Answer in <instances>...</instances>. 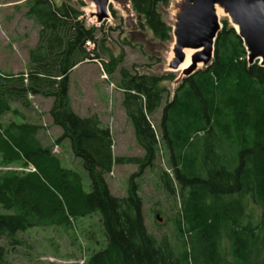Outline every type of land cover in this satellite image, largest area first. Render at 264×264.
<instances>
[{
  "label": "trees",
  "instance_id": "1",
  "mask_svg": "<svg viewBox=\"0 0 264 264\" xmlns=\"http://www.w3.org/2000/svg\"><path fill=\"white\" fill-rule=\"evenodd\" d=\"M128 1L155 36L168 39L157 10L167 0ZM25 5L38 37L28 50L27 73L0 71V165L34 170L0 172V206L10 212L0 214V264H9L8 254L25 244L22 233L68 228L89 216L97 217L103 244L83 264H264V68L248 64L235 29L223 23L211 64L181 80L171 100L164 86L171 73H130L119 68L121 57L101 63L104 72L119 75L122 105L144 151L114 157L109 126L96 113L76 114L68 92L71 71L104 51L100 27H88L82 12L64 2ZM31 96L52 99L49 114L62 129L56 142L69 140L88 173L89 191L81 174L42 143L40 126L12 107L28 108ZM159 111L158 140L150 118ZM158 142L168 151L180 197L174 241L147 232L136 175L122 197L111 194L104 177L115 163L153 165ZM160 177L175 194L171 178Z\"/></svg>",
  "mask_w": 264,
  "mask_h": 264
},
{
  "label": "rangeland",
  "instance_id": "2",
  "mask_svg": "<svg viewBox=\"0 0 264 264\" xmlns=\"http://www.w3.org/2000/svg\"><path fill=\"white\" fill-rule=\"evenodd\" d=\"M25 1L0 0L2 73H27L29 68L28 50L37 42L38 26L25 15ZM62 2L81 11L88 27L93 25L100 27L97 39L102 40L104 48L103 52L99 50L101 57L76 66L70 73L68 92L73 111L82 117L96 113L100 120L109 126L114 157H142L143 148L135 138L122 105L123 93L117 86L119 75L117 72L111 75L104 73L101 63L108 62L110 56L121 57L119 68H125L130 73L149 75L171 73L173 81L164 83L168 91V100H171L173 91L181 80L205 68L200 65L186 76L182 69L172 70L168 66L174 57L172 28L181 0H167L166 3L158 5L157 10L161 19L169 28L167 40H161L154 35L142 17L132 10L128 0H109L108 18L100 23L93 16L97 7L90 0H55L56 4ZM218 19L220 30L225 22L227 27H233L226 14L218 16ZM95 48L96 44L90 43L89 49ZM29 99L28 108H23L17 103H13L12 107L27 121L40 126L38 136L42 143L52 149V153L59 157L63 166L81 174L84 190L89 191L88 173L81 161L74 156L69 140L60 139L56 142L62 134V129L52 123L49 114L52 99L41 96H31ZM8 118H12V115L7 114L6 119ZM160 118V111L150 118L158 140L160 135L157 123ZM157 149L153 165L140 168L137 164L115 163L104 177L111 194L122 197L127 195L129 178L133 174L136 175L134 181L142 202L143 222L147 232L158 238L165 237L174 241L177 230L174 220L178 217L181 207L178 185L174 180L166 147L158 142ZM28 167L0 165V172L11 168L26 172ZM161 173H166L168 178H171L175 194L164 187ZM4 213L10 212L0 206V214ZM180 228H183V225ZM20 237L25 244L15 246L8 254L9 264H83L85 258L103 244L99 221L95 216L78 218L68 228L57 226L32 228L22 233Z\"/></svg>",
  "mask_w": 264,
  "mask_h": 264
},
{
  "label": "water",
  "instance_id": "3",
  "mask_svg": "<svg viewBox=\"0 0 264 264\" xmlns=\"http://www.w3.org/2000/svg\"><path fill=\"white\" fill-rule=\"evenodd\" d=\"M90 1L97 7L93 16L98 23L108 18L109 0ZM216 6L233 24L246 50L248 64L258 62L264 68V0H181L172 28L174 57L169 68L179 69L186 58L185 50L193 51L189 64L182 69L186 76L194 72L197 64H211L220 31Z\"/></svg>",
  "mask_w": 264,
  "mask_h": 264
},
{
  "label": "bare ground",
  "instance_id": "4",
  "mask_svg": "<svg viewBox=\"0 0 264 264\" xmlns=\"http://www.w3.org/2000/svg\"><path fill=\"white\" fill-rule=\"evenodd\" d=\"M215 10H216L217 16L224 15L223 10L221 8L216 6ZM192 52H193L192 50H185V54H186L187 59L184 60V63L180 65L179 69H184L189 64L190 59H188V58H190V55ZM200 65L201 64H197V67H199Z\"/></svg>",
  "mask_w": 264,
  "mask_h": 264
},
{
  "label": "built area",
  "instance_id": "5",
  "mask_svg": "<svg viewBox=\"0 0 264 264\" xmlns=\"http://www.w3.org/2000/svg\"><path fill=\"white\" fill-rule=\"evenodd\" d=\"M85 45L89 48V46H90V42H89V41L85 42ZM104 76H105V75H104ZM28 170L33 171L34 168H33L31 165H29Z\"/></svg>",
  "mask_w": 264,
  "mask_h": 264
}]
</instances>
